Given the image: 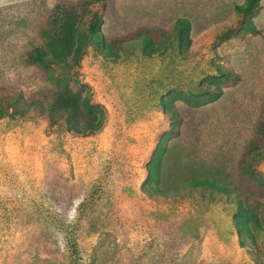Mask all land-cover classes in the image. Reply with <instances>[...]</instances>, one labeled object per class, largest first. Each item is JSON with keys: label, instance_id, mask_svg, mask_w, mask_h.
<instances>
[{"label": "rangeland", "instance_id": "1", "mask_svg": "<svg viewBox=\"0 0 264 264\" xmlns=\"http://www.w3.org/2000/svg\"><path fill=\"white\" fill-rule=\"evenodd\" d=\"M249 2L0 0V264H71L81 217L94 264H264V0L223 37Z\"/></svg>", "mask_w": 264, "mask_h": 264}, {"label": "trees", "instance_id": "2", "mask_svg": "<svg viewBox=\"0 0 264 264\" xmlns=\"http://www.w3.org/2000/svg\"><path fill=\"white\" fill-rule=\"evenodd\" d=\"M259 1H261V0H250L249 5L245 9L239 8V11H241V18L239 19V21L234 26L229 28L227 31L223 32L224 39H230V38L235 37V36H241L242 33L243 32L245 33L246 31L247 32H255L256 31V28H255L252 20L250 19V16L253 14L254 8ZM96 17L98 18V14L95 15V18ZM179 21H180L179 22L180 27H179L177 33L179 34L178 43H179V46L181 48L183 45V38H182L181 34L183 33V31L187 27H189V26L186 27V25H190V24L188 23L187 20H186V22H184V20H179ZM96 22L97 21L95 19H93L92 26L90 25V32H91L92 36L95 37L94 39H96L95 31H94ZM166 32H167V35L170 36L172 39L175 38V36H173L174 35L173 30H170V31L166 30ZM49 46H50L51 52L53 53L54 58H56L59 61L61 59H63L61 51L59 50L60 52H58V48L56 46H53L52 43ZM31 56H33L34 58H37L39 60H44L46 57L43 54V52L40 50H34L31 54ZM21 97H22V95L20 96V99L23 100ZM12 101H13L12 97L9 96L7 98V102L12 103ZM14 101H16V100L14 99ZM18 101H19V99H18ZM49 118L53 119V117H50V116H49ZM191 185H194V186L202 185L206 188L210 187L213 189L217 188L221 191H223V190L228 191V192L231 191L230 188L227 189L221 183L216 182L215 180H213L209 177H202L199 179H194L191 181ZM153 192H154V190H153ZM84 222H85V218H83V217H81L79 219H74L70 222L71 228L73 229V232L71 235H72V240L74 243V249L77 251L76 256H72L70 258L71 264H94L95 260L97 259V257L94 255L95 254L94 249L92 251H90V250H87L83 246L85 244V240L82 236V232H83V229L85 226L82 227L83 228L82 230H80V228ZM79 232L81 234L78 235ZM56 264H59V263H56Z\"/></svg>", "mask_w": 264, "mask_h": 264}]
</instances>
